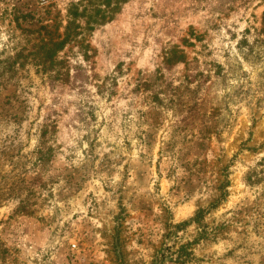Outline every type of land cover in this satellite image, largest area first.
I'll use <instances>...</instances> for the list:
<instances>
[{
    "label": "rangeland",
    "instance_id": "obj_1",
    "mask_svg": "<svg viewBox=\"0 0 264 264\" xmlns=\"http://www.w3.org/2000/svg\"><path fill=\"white\" fill-rule=\"evenodd\" d=\"M0 264H264V0H0Z\"/></svg>",
    "mask_w": 264,
    "mask_h": 264
}]
</instances>
